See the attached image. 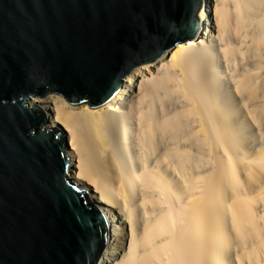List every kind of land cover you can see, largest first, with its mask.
<instances>
[{
    "label": "bare ground",
    "instance_id": "obj_1",
    "mask_svg": "<svg viewBox=\"0 0 264 264\" xmlns=\"http://www.w3.org/2000/svg\"><path fill=\"white\" fill-rule=\"evenodd\" d=\"M198 20L103 105L30 100L108 217L96 264H264V0H202Z\"/></svg>",
    "mask_w": 264,
    "mask_h": 264
},
{
    "label": "water",
    "instance_id": "obj_2",
    "mask_svg": "<svg viewBox=\"0 0 264 264\" xmlns=\"http://www.w3.org/2000/svg\"><path fill=\"white\" fill-rule=\"evenodd\" d=\"M202 0H0V264H96L109 220L32 98L97 107L199 29Z\"/></svg>",
    "mask_w": 264,
    "mask_h": 264
},
{
    "label": "rangeland",
    "instance_id": "obj_3",
    "mask_svg": "<svg viewBox=\"0 0 264 264\" xmlns=\"http://www.w3.org/2000/svg\"><path fill=\"white\" fill-rule=\"evenodd\" d=\"M156 70V67L155 68H153V71H154V73H155V70ZM169 84H172L171 83V81L169 80V82H168ZM168 84V85H169ZM170 86V85H169ZM62 97V96H61ZM63 98V97H62ZM121 207H120V210L123 212L124 211V206L121 204L120 205ZM109 229V228H108ZM107 240H108V230H107V232H106V237H105V241H104V246H106V244H107ZM104 248V247H103Z\"/></svg>",
    "mask_w": 264,
    "mask_h": 264
}]
</instances>
